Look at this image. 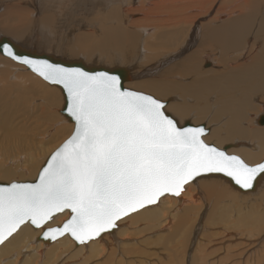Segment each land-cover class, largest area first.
<instances>
[{
	"label": "bare ground",
	"instance_id": "6f19581e",
	"mask_svg": "<svg viewBox=\"0 0 264 264\" xmlns=\"http://www.w3.org/2000/svg\"><path fill=\"white\" fill-rule=\"evenodd\" d=\"M74 1L76 0H60V2L65 6V9L63 8L64 12L62 19L60 18V33L66 29V27L69 25L68 20L70 19V16L76 12L75 9L68 10L70 7L75 6L73 3ZM82 1L83 4H87H84V8L87 12L90 11L93 6H96V8L99 6L103 7L113 1L119 3V0ZM133 1L136 2V0ZM139 1L142 3L148 2L147 5L149 8L142 10L144 14L142 22H139L140 19L137 18L134 21L138 22L134 23L131 27L129 26V28L123 26L124 9L121 8L122 6H111L109 7L110 10H102L104 11L102 13L104 16L100 17L102 38L100 36L98 39L112 41H107V43H105H111L110 46H107H109L108 49H111L112 54L100 55L96 63H104V66L107 64L108 67H110L109 65L111 64H120V66H116L114 68L121 67L128 69L131 71V77L133 79H142L139 82H133L131 80L132 82L127 83L129 84V87H135L141 91L143 90L144 92H150L159 99L162 98L171 100L172 102L167 104L166 112L171 114L180 125H183L188 121L192 124H195L196 126L197 124L205 123L206 128L209 130L208 135L204 138L206 143H212V145L222 150L226 149V152L229 155L235 154L249 165H256L264 161V125H261V121L264 119V0H231L233 8L230 14L237 15L224 20L221 25H214L215 21L210 20V23L202 25L200 24L201 22H197L198 18L200 17V10L203 11L206 4L215 2L214 0H204L199 4L196 3V1L192 4L190 0H158V2L151 0L152 2H150L153 4V6L150 4L149 0ZM126 3L131 4V0H127ZM78 4L80 5V3ZM37 6L39 12L40 10L41 12L45 10L44 7H39V4H37ZM136 11L137 10L133 8L128 12L135 13ZM163 13L173 16V18L171 17L168 20H164V22L160 20V26L169 25L172 27H162L165 30L163 29L164 31L158 33L155 36L156 38L154 37V40L153 36L149 34V28L152 22L148 21L152 20L151 18L154 19L156 16H161L159 14L164 15ZM220 15L221 19H225L223 13H219L218 16ZM49 17L53 16H47L48 19H45L41 22L44 26H42V28L39 27L38 30H34V33L41 35L45 30L54 28L52 24L55 21H52L53 19H49ZM9 20L10 18L6 19L8 24ZM6 21L4 22L6 23ZM109 23L114 25L109 26ZM187 24L188 26L186 28ZM3 26L4 25H2V28ZM31 26H33V24ZM2 28H0V34L5 32L10 36L12 33V31H10L11 29L3 31ZM18 31L19 30H16V36L19 37L18 39L21 37L23 38L25 35L23 30H20L21 32L19 33ZM139 31L146 36L148 35L147 38H149V41L147 43L143 37L140 39V36L138 35ZM190 31L191 33L189 36ZM7 35L4 37H7ZM51 35H55V32ZM111 35L116 36L112 37ZM89 38L90 37L88 36V39ZM196 38H199L197 44L195 40ZM81 39H84V37L82 38L81 36ZM91 39L88 40V42L90 41L89 43L92 42ZM140 40H143V42ZM80 41L81 44L79 43V47L83 46L82 40ZM152 41H154V44ZM84 43L87 42L84 41ZM91 44L93 45V43ZM138 45H140V47L137 51L135 48H137ZM152 45L155 47V50L151 49ZM194 45L198 46L199 49L193 50V47H195ZM212 45L214 47L215 45L219 47V58L218 60L212 61H214V63L217 65H220L223 69L218 71L211 69L202 72V67L200 68V66H202V61L199 62V57L201 55H199L201 51L200 48H204L203 50L206 51L207 48H212ZM72 46V49L71 45L70 47H67L68 49H71L68 51L69 55L74 54L76 51L74 49L78 50V48H76L74 45ZM104 46L106 47V45ZM180 48H182V51ZM116 51L119 52V55H117L118 53ZM132 51H134L133 55H124L123 53H130ZM188 52L191 53L188 58L186 57L187 60L183 59L184 62L175 64L176 61L185 57V55H187L186 53ZM135 54L138 58L133 60ZM92 56L93 54L91 53V55L89 54L85 56L86 59L84 60L87 62L93 61ZM249 56H251V58H249L246 63H244V59ZM210 58V55H206L203 60L205 62ZM4 60L1 62H4ZM4 64H10L9 66L22 69L23 71L28 70L25 66L16 64L15 62L10 61L8 64ZM4 64L2 65L3 67L6 66ZM9 66L7 67L9 68ZM205 67L209 68L210 64H206ZM3 69L4 70L2 71L0 69V79L4 78L1 76L9 75L8 69L6 67ZM29 73L31 72L29 71ZM32 74H29V76L26 74L27 80L32 81L33 79V81L35 80L34 83L40 82L42 80L35 74L32 76ZM156 76H160L162 78L168 77L169 79L164 78V80H156L158 79L154 78ZM187 77H190V82H187L188 80L185 79ZM6 78L9 77L6 76ZM146 78L149 80H145ZM182 79L185 80L181 81ZM6 83L9 82L6 80ZM23 83L25 84V82ZM29 85L30 84L27 86ZM40 85L43 88V84L41 83ZM24 86L26 87V84ZM50 87V89H45V93L43 94H45L46 98L48 97L47 101L49 102L50 107H52V105L57 103L55 96L57 95V92L55 89L58 87ZM42 88L40 87V89ZM5 90H8L6 92L10 91V89L7 87L4 88V91ZM172 96L174 99H172ZM3 99L4 98H2V101ZM187 101L194 102L195 104H189ZM4 115L6 117H0V130L1 128L6 130L9 128L8 123L10 120L6 114ZM59 120L60 119H58V121ZM51 123L53 124L54 122ZM65 123L67 124V122ZM44 124L45 123L39 124V128L44 126ZM255 125H258V127H255ZM13 132L16 133L17 130L16 132ZM19 133L21 132H18V134ZM7 134L9 135V140L7 139L6 132L5 140H3L6 141V144L4 145L6 146V149H0V152H2V157L0 159V180L9 182L14 178L21 179L22 181L23 179H28L29 182L30 180H35L38 177V174L44 163L57 149L56 146L54 151L50 153L48 152L49 145L53 144L56 137L54 138L53 134L48 133V137L51 136V139L54 140H47L50 143L46 144L43 143V137H45L47 133L43 131L42 134L38 133L37 137L40 140V146L45 144L39 148L36 147L38 146L37 144L33 145L27 141V144L25 145H33L32 147L36 152H38L37 150L40 148L41 150L43 149V153H41L43 155H41V157L43 158L40 160L39 156L34 157L32 153L30 154V156H32L26 159L28 162L27 164L31 165L29 166L31 168L28 170H23L24 168L18 170V168L6 164L10 161L12 162L16 159H19L18 157L20 155L13 156L12 154L15 149L18 151V145H15V143L17 141L25 142L28 138H25L22 135H14L10 131H8ZM4 146H2V148H4ZM54 146L52 148H54ZM24 154H26V152H24ZM20 164L18 166H20ZM262 187H264V178L259 180L258 186L254 192L244 193L235 188L231 181L226 178L220 176L201 177L193 181L190 185H186V191L181 193L179 197H162L161 201L157 205L151 206L148 210H142L139 213H134L129 217L124 218L122 221L118 222L119 227L113 232L106 233L102 235V238L91 241L86 245H77L68 235L61 237L52 243L39 241V237L42 235V229H34L30 226H22L18 233H16L9 242L3 246H0V264H94L95 262H102L103 260L104 264H147L148 262L143 261L144 257L147 256L146 254L150 255V257L159 256L150 253V248H153V245H159L161 247L164 246V244L165 248L171 247V252H173L172 255H170L172 257L170 259L168 258L170 262L169 264H187L188 261H191V264H207L208 260H210L208 259V252H212V249L210 250L208 248L209 251L206 250V246L202 243L203 241H201L202 239L200 238V233H203L201 236L204 239V234L208 227L215 226L217 223L226 222L225 229L227 228V231L228 228L233 230L241 229L242 231H245L243 230V228H245L248 229L247 237L249 236L250 238H257L264 232V213H261L263 212L261 211L262 209H260L261 206H256L258 204H250L251 209L249 211H247L245 208L244 211L243 206H239L236 211H233L232 208L234 207H232L230 204L228 206L215 205L216 207L214 210L213 205L212 210H210V207L212 206H210V204V207L207 206L206 208L204 205V208H202L203 201L205 200L206 203L208 201L206 200L207 195L214 197H211L212 199L219 200H221L220 198L222 197H224V200H226V197L228 196L230 197L229 199H231V202L242 199L247 202L249 200L247 197L252 196L250 199L255 200L256 202L257 200L261 201L263 198L262 192L260 190ZM250 202L252 201L250 200ZM232 212H236V214L240 213V215H238L239 217H236L233 220ZM67 219H69L67 214H59L54 217L53 220L45 226V228L59 227ZM230 223H232L231 228ZM236 233H238V231H236ZM208 234H210V232ZM217 234L219 233L217 232ZM208 236L209 235H207V238L210 237ZM228 237L231 238L233 235ZM177 238H180V240H176ZM233 240L235 239L233 238ZM262 240H264V234L256 241L257 243L264 242ZM147 249L149 252H147ZM167 251H169V249H167ZM154 252H156V250ZM260 254V250H257L254 253L251 260L255 262L251 264H255L257 262H259L258 264H262L264 261V255L261 257L262 255ZM165 259L167 260V257ZM261 259H263V261ZM113 261L114 263H112ZM167 261H165V264H167ZM222 261L218 260L217 262ZM161 262H158L157 264H160Z\"/></svg>",
	"mask_w": 264,
	"mask_h": 264
},
{
	"label": "snow or ice",
	"instance_id": "6c2138e0",
	"mask_svg": "<svg viewBox=\"0 0 264 264\" xmlns=\"http://www.w3.org/2000/svg\"><path fill=\"white\" fill-rule=\"evenodd\" d=\"M0 55L58 86L73 124L36 182L0 185V246L22 226L42 229L45 241L68 235L86 245L162 197H179L197 178L221 174L245 191L264 178V162L249 165L206 143L204 126H180L165 101L124 88L115 72L20 56L3 38ZM60 213L69 219L45 228Z\"/></svg>",
	"mask_w": 264,
	"mask_h": 264
},
{
	"label": "rangeland",
	"instance_id": "374dc122",
	"mask_svg": "<svg viewBox=\"0 0 264 264\" xmlns=\"http://www.w3.org/2000/svg\"><path fill=\"white\" fill-rule=\"evenodd\" d=\"M80 1H82V0H76V1H74L73 3L75 4V6L74 7H70L68 9V10L75 9L76 12H74L70 16V19L68 20L69 25L66 27V29L64 31H62L60 33V28H59L60 27V18L62 19L63 12H64L63 11V8L65 9L64 4L61 3L60 0H0V24H1L0 25L1 27L0 28H2V25H4L3 28H2L3 31L10 30V29H11L10 31H12V33L10 34V36H9V34L7 35V33L2 32L0 34V37L7 35V37H9V38L13 39L14 41H16L17 43L23 45L28 50H31V51H34V52H37V53H46L47 55L49 54V55H51V56L53 55L55 57H58L59 56L62 59L65 58V59H68V60H72V59L73 60H79V59H82L85 63H87V64L89 63V65L104 66V63L103 64L102 63L100 64V63H96V62L98 61L100 55H103V54L104 55L112 54L111 53L112 52L111 49L110 48H109L110 50L108 49V47L110 46L111 43L105 44V43H107V41L108 42H112V41H109V40L106 41V40L98 39V38H100V36L102 38V35H101L102 34L101 33L102 32V29H101V25H100L101 24L100 23V21H101L100 20L101 19L100 17H103L104 16L102 13L104 11H107V9L110 10L109 7H111V6H117V5L120 6V7L122 6L121 8L124 9L123 10V14H124L123 26L126 27V28H129V26L131 27L134 23L138 22V21H134L137 18L140 19L139 22H142V20L144 18V14H143V11L142 10L149 8V6L147 5L148 2H146V3L143 2L142 3L139 0H136V2L133 1V0H131V4H127L126 3L127 0H122V1L119 0V3L113 1L110 4L105 5L103 7L102 6H99V7L96 8V6H93L91 8L92 11L90 10V11L87 12L86 9L84 8V4L85 3L83 4V1L82 2H80ZM87 1L88 0H86V2ZM150 1L151 0H149V2ZM153 1L154 2H158V0H153ZM159 1H161V0H159ZM190 1L192 2V4L195 1H196V3L199 4V3H201L204 0H190ZM214 1L215 2L207 3L203 11L200 10V12H199L200 13V17L198 18V21L197 22H201L200 23L201 25L202 24H208V23H210V21H215L214 25H221L224 20H227L230 17L232 18L233 16H236L237 15V14H234V15H231L230 14V12L232 11V8H233V4L231 3V0H214ZM151 2H150V4H151ZM78 3H80V5ZM37 4H39V7H44V9L46 11L43 10L41 12V10H40V12H39L38 11L39 9H38ZM141 4H142V6H141ZM143 4H144V6H143ZM85 5H87V4H85ZM123 5H124L125 8L123 7ZM151 5L153 6V4H151ZM134 6H136V7L139 6V7L136 8ZM61 7H62V9H61ZM133 8L135 10H137V11L135 13H129L128 11L130 9H133ZM102 10H104V11H102ZM140 11H142V12H140ZM138 12H140V13H138ZM219 13H223L224 16H225V19H221L220 18L221 15L218 16ZM50 15H52L53 17H49V19H53L52 21H55L52 24V26L54 28L53 29H49L50 31L49 30H45L44 33H42L41 35L34 33V30H38L39 27L42 28V26H44L43 23H41V22L44 21L45 19H48L47 16H50ZM159 15H161V16H159V17L156 16V17H154V19L151 18L152 20H149L148 21V22H150V21L152 22L151 24L149 23L150 24V28H149L150 29V32H149V34L151 36H153V38L158 33H160L161 31H164L165 30L162 27H165V28H171L172 27V26H169V25L160 26L159 21L162 20L164 22V20H168L171 17L173 18V16H169L168 14H164V15L159 14ZM9 18H10V20H9V24H8V22L6 21V19H9ZM4 21H6V23ZM130 21L133 22V23H131ZM32 24H33V26H31ZM144 24H146V23H144ZM10 25H11V27H10ZM108 25L111 26V25H114V24L109 23ZM187 26H188V24L186 25V28H187ZM58 28H59V30H58ZM97 29H98V31H97ZM16 30H19L18 33L21 32L20 30H23V32H24L25 35H24L23 38L21 37L22 39L21 38L18 39L19 37L16 36L17 35L16 34ZM200 30H201V28H200ZM51 31L52 32L54 31L55 32V35H51V34L54 33V32L52 33ZM190 33H191V31L189 32V36H190ZM138 35L140 36V39L143 37V39L146 40V43L149 41V38H147L148 35L146 36V35H144L140 31L138 32ZM81 36H82V38L84 37L85 40L84 39H81ZM88 36L90 37L89 39H88ZM114 36H116V35H114ZM114 36H112V37H114ZM91 37H92V39H91ZM155 38H154V40H155ZM73 39H75V40H73ZM77 39L82 40L83 43H84V41H86L87 43H84V44L82 43L83 46H80L79 47V45L81 44L80 43L81 41L80 40H77ZM90 39L92 40L91 43H93V45L91 43H89L90 41L88 42V40H90ZM76 40H77V42H76ZM195 40H196V44H197L198 43L197 41L199 40V38L198 39L196 38ZM73 41L75 42V44H74ZM140 41L143 42V40H140ZM153 42L154 41H152V43ZM88 43H89V45H88ZM100 43H101V45H100ZM69 44L71 45V49L73 47L72 45H74L76 48H78V50L77 49H74L76 51L74 52L73 55H69V53H68V51L71 50V49H68L67 48V47H70ZM103 44L106 45V47ZM107 45H109V46H107ZM139 47H140V45H138L137 48H135V50L138 51L139 50ZM35 48H36V50H35ZM92 48H94V49H92ZM205 48H207V47H205ZM151 49L152 50H155V47L152 45L151 46ZM197 49H199L198 46L193 47V50H197ZM203 49L204 48H200L201 51L199 53V55L201 54L200 55L201 58L204 56L202 59L199 57V60H200L199 62L202 61L201 62V65L202 66H200V68L202 67L201 71L203 72V71L211 70V69L216 70V71L222 70L223 68L220 65H217L216 63H214V61H212V60H218V58H219V51H218L219 47L217 45H215V47L212 45V48L209 47V49L207 48L206 51L203 50ZM114 50H116V49H114ZM180 50L182 51V48H180ZM202 50H203V52H202ZM116 52L118 53L117 55H119V52L118 51H116ZM201 52L203 53V55H202ZM76 53L77 54H80V55H77ZM91 53L93 54V56H92L93 57L92 58L93 61H88L87 62L86 60H84V59H86L85 56H87L89 54L91 55ZM123 53H124V55H129V54L130 55L131 54L133 55L134 51H132L130 53L129 52H123ZM135 53H136V51H135ZM190 53L189 52L186 53L187 55H185V57L181 58L182 60L180 59V60L176 61L175 64H179V63L184 62V60H187V58L190 56ZM206 55H208V56L210 55L211 58L208 59V61H205L204 62L203 59L205 58ZM4 58L5 57H3L2 55H0V69L2 71V70H4L3 68L6 67L8 69V71H9V75H6V76H8L9 78H6V76H1V77H4V78H2L4 80L0 79V82H1L0 83V109L2 110V111L0 110V117L5 116L4 114H6L7 117H8V119L10 121L8 120L9 121V123H8L9 124L8 130H6L4 128H1V130H0V144H2V142H3V144L0 145V149H6V146H4L6 144V141H3V140H5V132H6V135H7V139L9 137V135L7 134L8 131L12 132V134H14V135H19V136L22 135L25 138H28V139H26L25 142H19V141H17L15 143V145H18L17 148H18V151L19 152L16 151V149H15V151L12 154H13V156H17V155L19 156L20 155L18 157L19 159H16L15 161H12V162L10 161V162H8L6 164V165H9V166H14V167L18 168V170L23 169V168H24L23 170H28L29 168H31V167H29L31 165L27 164L28 162H27L26 159H28V157H31L33 155L34 157H38L39 156V159L40 160H41V158H43V157H41V155H42L41 153H43L42 152L43 149L41 150V148H40L39 150H37L38 152H36L33 149V147H32L35 144L38 145V146H36L37 148L45 145L44 144V145H41L40 146L41 143H39L40 140L38 139L37 134L38 133L42 134V131L45 132V133H47V135L45 137H43L44 138L43 143H46V144H49L50 143V142L47 141V140H50L51 139V136L48 137V135L50 133L54 135V138L56 137L55 140L54 139H51V140H54V142H53V144L49 145L48 152L50 153V152H52V151H54L56 149V146L58 148L59 145H61V143L64 142L71 135V133L73 131V124L68 119H65L66 117L61 113L62 110H63L62 109L63 108L62 106H64V103H65L64 101L65 100H64V96L62 95V92H60L61 90L59 88H56L55 89L56 92H57V95H55L56 96V102L57 103L54 104V105H52V107H50L49 102L47 101L48 97L46 98L45 97V94H43V93H45L44 92L45 89H47V88L50 89L51 88L50 87L51 85H49L45 81L43 82L41 80L40 82L43 84V88H44L43 89L42 86L40 85L41 84L40 82L34 83L35 80L33 81V79H32V81L31 80H27V76H29V74H32V72L29 73L28 70L23 71L22 69H18V68H14L12 66H9L10 64L9 65L4 64V63H7L8 64V62H10V61L13 62L12 60H10L8 58H5V60H4ZM137 58L138 57L135 54V57H134L133 60H135ZM249 58H251V56L245 58L243 62L246 63V61ZM2 60H4V62H1ZM2 63L4 65H6V66L3 67L2 66L3 65ZM206 64H210V67L209 68H206L205 67ZM106 65L107 64H105V66ZM7 66H9V68ZM109 66H110L109 68H114L116 66H120V64H114V65L111 64ZM106 67H108V65ZM119 68H121V67H119ZM17 74H19L21 76H19ZM26 74H27V76H26ZM32 76H33V74H32ZM154 78H158L156 80H164V78L169 79L168 77H163L162 78L160 76H156ZM189 78L188 77L185 78V79L188 80L187 82H190V79ZM22 79H23V82H25L26 87L24 86L25 84L22 82ZM185 79H182L181 81H184ZM6 80L9 83H6ZM131 80L133 82H139L142 79H133L132 78ZM145 80H149V79L146 78ZM2 81L3 82L5 81L4 82L5 83V86H4V83ZM132 81H130V82H132ZM28 84H30V85L27 86ZM125 86L128 89L135 90V91H139V92H143V93H146L148 95H152L150 92H144L143 90L141 91L140 89H137L135 87H129V84H127V83H126ZM3 87L4 88L5 87L9 88L10 89V91H9L10 93L9 92H6L8 90H5L4 91V88ZM40 87L42 89H40ZM25 88L27 89V92H26V89ZM34 89L37 90V91H35ZM31 90H32V93H31ZM152 96H154V95H152ZM2 98H4L3 101H2ZM157 99H159V98H157ZM172 99H174L173 96H172ZM160 100H163V101L167 102V104L169 102H172L171 100H168V99H162V98H160ZM1 101H2V103H1ZM178 102H180V101H178ZM187 103H189V104H195L194 102H190V101H187ZM34 108H35V110H34ZM45 111L46 112L49 111V112H47L49 114H47ZM42 117H44V118H42ZM48 119H50V120H48ZM58 119H60V120L58 121ZM62 119H64V120H62ZM38 120H40V121H38ZM51 122H54V123L52 124ZM65 122H67V124ZM38 123L39 124L45 123V124H44V126H41L39 128L40 125ZM68 123H69V125H68ZM193 125H195V124H193ZM198 125H205V123L197 124V126ZM69 126H71V127H69ZM255 127H258V125H255ZM16 130H17V132H16ZM13 131H15L16 133H14ZM18 132H21V133L18 134ZM32 134H34V135H32ZM27 141H29V143H31L33 145H29V144L28 145H25V144H27ZM209 144H212V143H209ZM2 146H4V148H2ZM53 146H54V148H52ZM24 152H26V154H24ZM23 154L26 155V156H24ZM30 154H32V155L30 156ZM0 155H1L0 156V159H1L2 152H0ZM233 155H235V154H233ZM20 159H21V161H20ZM19 164H20V166H18ZM203 179H207V178H203ZM203 179H200V180H203ZM17 181H19V182H23V181L24 182H29L28 179L27 180H24L23 179V181H22L21 179L14 178V179L10 180V182L9 181H4V180H0V183H12V182H17ZM31 181H34V180H30V182ZM260 190L262 192V197L263 198L261 199V201H258L257 200L256 202H255V200L250 199V197H252V196L247 197V199H249L247 202H245L244 199H242V198H241L242 200H237V201L234 200V202H231V199H229L230 197H228V196L227 197H228L229 200L227 199V197H226V200H224L225 199L224 197L220 198L221 200H219V199H212L214 197H212L211 195L210 196L207 195L206 200H208V201H207V203H206L205 200L203 201L202 208H204V207L207 208V206L210 207L212 205L210 207V210H212V207L214 205V207H213V210H214L217 205H222V206L225 205V206H228L230 204L232 207H234V208H232L233 211H236L239 206H243V210L244 211H245V209L247 211H249L251 209L250 204H255L256 203V204H258L256 206H261L260 209H262L261 211H263L261 213H264V201H263L264 200V187H262ZM250 200L252 202H250ZM213 201H215V202H213ZM209 204H210V206H209ZM232 213H233V218H232L233 220L236 217H239L238 215H240V213H237V214H236V212H232ZM225 224H226V222L225 223H217V225H215V226L208 227V229H206V231H205V234H204L205 237H204V239L201 236L203 233H200V238L202 239V240L201 239L200 240L203 241L202 243L206 246V250L209 251V249L210 250L212 249V252L211 251L208 252V255H209L208 256V259H210V260H208V263L207 264H219V263H223L224 261L225 262L223 264H251V263L255 262V261H252L251 258H252V256L254 255V253L257 250H260L261 251V254L260 255H262L261 257H263V255H264V242H258L257 243L256 240L259 239V238H261L263 236L264 232H263L262 235H260L257 238H250L249 236L247 237V233H248L247 231H248V229L243 228V230H245V231H242L241 229H239V230H235L234 229L233 230V229H229L228 228V231H227V228L225 229V227H226ZM231 225H232V223H230V228H231ZM236 231H238V233H236ZM172 232H173V230H172ZM209 232H210V234H208ZM217 232L219 234H217ZM215 233L217 235H219V236H217ZM222 233H223L224 236L222 235ZM243 233H245V234H243ZM207 235H209L210 237L208 236L209 238H207ZM231 235H233V237H231V238L228 237V236H231ZM217 237H219V238H217ZM237 237H238V239H237ZM233 238L235 240H233ZM205 239H206V241H205ZM209 239H210V241H209ZM176 240L179 241L180 238H177ZM224 240H226V241H224ZM262 241H264V240H262ZM212 242H213V244H212ZM216 245H218V246H216ZM224 246H225V248H224ZM228 246H230L232 248H230ZM240 247H242V248H240ZM234 248H236V249H234ZM150 249H151V252L150 253L156 254V255H159V256L158 257H156V256L150 257V255L146 254L147 256L144 257L145 260L143 259V261H146V262H148L150 264H157L158 262H161V261L164 260L160 264H165L166 263L165 261L168 260L167 261V264L170 263L169 262V259L172 257L170 255H172V253H173V252H171V247H166L165 248V244H164V246H161V247L159 245L158 246L153 245V248L151 247ZM167 249H169V251H167ZM192 249H194V248H192ZM155 250H156V252H154ZM193 251H192V253H193ZM228 251H230V252H228ZM147 252H149L148 249H147ZM210 254H211V256H210ZM166 257H167V260L165 259ZM130 258H132V257H130ZM213 259H215V260H213ZM156 260H158V261H156ZM218 260H221V261L223 260V261L222 262H217ZM261 260L263 261V259H261ZM103 261L102 262L101 261L100 262H95L94 264H104ZM149 261H151L152 263L149 262ZM263 262H262V264H263ZM112 263H114V261ZM258 263L259 262L255 263V264H258ZM187 264H191V261L190 262L188 261Z\"/></svg>",
	"mask_w": 264,
	"mask_h": 264
},
{
	"label": "water",
	"instance_id": "95a60500",
	"mask_svg": "<svg viewBox=\"0 0 264 264\" xmlns=\"http://www.w3.org/2000/svg\"><path fill=\"white\" fill-rule=\"evenodd\" d=\"M0 38H3L4 39V41L6 42V43H10L11 45H13L14 46V51L18 54V55H20V56H29V57H32V58H36V59H45V60H49L51 63H55V64H61V65H63V66H65V67H79V68H81L82 70H84V71H88V72H92V73H94V72H99V71H110V72H115V74H117L118 76H120V78L122 79V81H123V87L124 88H126V83H128V82H130L131 81V79H132V77H131V71L130 70H128V69H125V68H109V67H105V66H94V65H88V64H86L82 59H79V60H66V59H62V58H60V57H55V56H51V55H47L46 53H37V52H34V51H31V50H28L27 48H25L23 45H21V44H19V43H17L16 41H14L13 39H11V38H8V37H4V36H2V37H0ZM3 56V55H2ZM3 57H5V56H3ZM5 58H7V57H5ZM8 59H10V58H8ZM11 60V59H10ZM14 62V61H13ZM15 63H17V62H15ZM17 64H19V63H17ZM19 65H21V64H19ZM27 68V67H26ZM28 69V68H27ZM29 70V69H28ZM30 71V70H29ZM31 72V71H30ZM33 73V72H32ZM34 74V73H33ZM37 76V75H36ZM50 85V84H49ZM51 86H55V85H51ZM55 87H58V86H55ZM59 88V87H58ZM60 89V88H59ZM128 89V88H127ZM61 90V89H60ZM62 91V90H61ZM62 94H63V96H64V93L62 92ZM64 100H65V96H64ZM166 104H167V102H166ZM64 107H65V104H64ZM64 107H63V109H64ZM62 112H63V110H62ZM61 112V113H62ZM168 114V113H167ZM64 115V114H63ZM168 115H170V116H172L171 114H168ZM69 121H70V119L66 116V115H64ZM173 117V116H172ZM71 122V121H70ZM179 123V122H178ZM261 125H264V119L261 121ZM180 126H195V125H193L192 123H190L189 121L188 122H185L183 125H180ZM199 126H204L205 128H206V126L205 125H199ZM207 129V128H206ZM208 130V129H207ZM208 133H209V130H208ZM225 151H226V149H224ZM262 162H264V161H262ZM44 166H45V164H44ZM43 166V167H44ZM42 167V168H43ZM208 176H220V177H223V178H226V179H228V180H230L229 178H227V177H224L223 175H221V174H211V175H208ZM208 176H205V177H208ZM198 179V178H197ZM262 179V178H261ZM36 180H37V178H36ZM36 180H34V181H31V182H36ZM258 182H259V180H258ZM258 182H257V184H256V186H255V188L253 189V190H248V191H245V190H242V189H240L238 186H236L234 183H232L233 184V186L235 187V188H237L238 190H240L241 192H244V193H248V192H254L255 190H256V188H257V186H258ZM6 184H10V183H0V185H6ZM60 214H62V213H60ZM57 215H59V214H57ZM56 215V216H57ZM55 216V217H56ZM51 221H49V223H50ZM48 223V224H49ZM63 225V224H62ZM61 225V226H62ZM60 227V226H59ZM114 230H112L111 232H113ZM111 232H108V233H111ZM104 234H106V233H104ZM104 234H102V235H104ZM64 237V236H63ZM61 237H59V238H57V240L58 239H60ZM98 239V238H97ZM39 241H43V242H49V243H52V242H55V241H51V240H48V241H45V240H43L42 239V235L39 237ZM91 242V241H90ZM89 243V242H88ZM78 245V244H77Z\"/></svg>",
	"mask_w": 264,
	"mask_h": 264
}]
</instances>
